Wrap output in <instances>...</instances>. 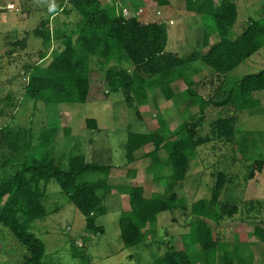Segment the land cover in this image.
Listing matches in <instances>:
<instances>
[{"label": "rangeland", "instance_id": "obj_1", "mask_svg": "<svg viewBox=\"0 0 264 264\" xmlns=\"http://www.w3.org/2000/svg\"><path fill=\"white\" fill-rule=\"evenodd\" d=\"M168 1L162 8L145 4L144 11L137 9L139 0L103 3L110 6L112 15L136 16L146 23L163 22L168 31L167 50L180 58L206 52L203 37L205 32L215 31L214 21L187 10L185 0ZM233 1L238 8L231 33L235 39L252 20L264 18V0ZM220 2L214 0L216 6ZM64 3L66 0H0V160L5 165L0 169V180L21 171L35 157H49L63 169L68 168L70 157L78 154L85 155L88 163L109 160L112 166L107 176L87 173L81 178L84 182L107 179V213L97 217L96 224L103 231L96 234L86 229L85 216L56 181L40 183L46 217L29 224L28 230L45 245L43 264H164L166 251L174 248L186 251L196 264H223L218 258L205 260L200 247L192 245L189 238L197 219L191 208L211 198L220 172L229 177L220 204L228 205L229 210L237 206L238 212L233 217L226 215L218 225L209 221V226L220 246L234 255V264H264V243L255 231L264 221V167L253 172L255 165L264 161V106L243 111L237 102L218 105L230 100L229 91L243 76L264 70V47L227 76L193 62L187 71L193 73L191 90L195 94H189L188 86L178 81L173 84V101H166L158 89L147 90L148 105L142 107L125 91L103 99L101 94L108 89L103 80L102 88L94 91L96 101L48 107L30 99L25 86L32 68L48 66L64 49V34L76 43L78 14L50 13L54 5ZM66 7L70 9L68 3ZM37 32L49 33L50 39ZM218 41L219 37L213 35L210 43ZM75 46L78 48V44ZM125 68L132 71L130 64ZM90 69L102 76L98 57L91 58ZM232 116L236 117L234 142L220 140L212 124ZM88 119H95L100 130L88 129ZM161 121L169 129L166 139L170 143L189 135V131L178 134L184 124L196 128V139L207 136L210 140L197 149L186 179L174 191L180 207L160 214L156 224L144 230L141 245L125 247L120 218L130 209L131 188L142 186L148 199L170 194L165 190L171 168L163 164L154 167L146 158L154 149L152 145L138 151L133 163L127 164L125 157L129 133L155 132ZM159 155L162 162L167 160L164 150ZM156 177L164 179L157 181ZM27 256L22 243L0 223V264H26Z\"/></svg>", "mask_w": 264, "mask_h": 264}, {"label": "trees", "instance_id": "obj_2", "mask_svg": "<svg viewBox=\"0 0 264 264\" xmlns=\"http://www.w3.org/2000/svg\"><path fill=\"white\" fill-rule=\"evenodd\" d=\"M139 1L137 9L142 11L145 10V4L151 8H162L169 4L168 0ZM185 1L187 10L201 14L205 19L210 18L216 27L215 31L204 34L203 47L208 50L186 58H180L167 50L168 31L163 22L146 23L136 16L112 15L110 6L104 4L103 0H66L70 9L66 7L67 3L54 5L50 9L51 16L59 12L78 14V37L74 43L72 36L64 34V49L52 62L46 67L35 66L29 71L26 95L48 107L67 103L86 104L97 100L94 99V91L102 88L104 80L108 89L100 93L103 99L110 93L125 91L142 107L148 105L147 90L158 89L169 102L176 97L173 84L178 81L188 86L189 94H195L191 90L193 73L187 71L193 62L199 61L216 75L227 76L264 47V18L252 20L238 37L232 39L231 33L238 17V8L233 0H221L218 6L214 0ZM38 34L46 40L50 39L49 33ZM213 35H217L219 41L212 45L210 40ZM75 44H78V48ZM92 57L99 58L102 76L90 69ZM126 64L131 65L132 71L125 68ZM229 92L230 100L227 98L219 106L237 102L243 111L264 106V70L243 76ZM235 124L236 117L232 116L214 122L212 128L220 140L234 142ZM87 128L100 130L95 119L87 120ZM188 131L187 137L173 143L166 139L169 129L163 121L155 132L129 133L125 154L127 164L135 162V154L147 144L152 145L154 149L146 154V158L153 161L154 167L159 164L170 167L171 177L165 190V193L170 194L165 198L148 199L142 186L131 188L130 209L123 212L120 218L121 241L125 247L141 245L145 238L144 230L155 225L160 214L180 207V199L174 191L186 179L197 149L210 140L207 136L196 139V128L191 129L188 124H184L178 134L181 136ZM161 150L165 151V162L160 159ZM263 167L262 160L255 165L253 172L261 171ZM2 168L5 165L0 160ZM111 169L109 160L88 163L82 154L71 156L67 169L43 156L33 158L21 171L0 180V223L26 248V264H43L46 253L43 242L28 230L29 224L46 217L40 183L56 181L69 201L85 216L86 229L96 234L103 231L96 224L97 217L107 213L104 206L108 193L107 179L84 182L81 178L87 173L107 176ZM163 179L156 177L157 181ZM228 182L229 177L225 172L218 173L211 198L193 204L191 214L197 219L189 238L192 245L200 247L205 260L218 258L223 264H234V255L226 251L225 246V249L220 246L219 238L209 226V221L218 225L226 215L233 217L238 212L237 206L229 210L228 205L220 204L222 191ZM255 231L264 243V221ZM163 263L196 264L186 251L175 248L166 251Z\"/></svg>", "mask_w": 264, "mask_h": 264}]
</instances>
